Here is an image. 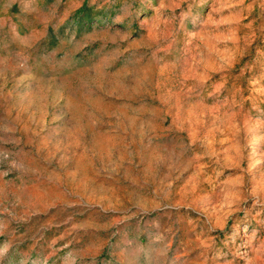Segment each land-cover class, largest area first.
<instances>
[{
  "label": "rangeland",
  "instance_id": "obj_1",
  "mask_svg": "<svg viewBox=\"0 0 264 264\" xmlns=\"http://www.w3.org/2000/svg\"><path fill=\"white\" fill-rule=\"evenodd\" d=\"M0 264H264V0H0Z\"/></svg>",
  "mask_w": 264,
  "mask_h": 264
},
{
  "label": "trees",
  "instance_id": "obj_2",
  "mask_svg": "<svg viewBox=\"0 0 264 264\" xmlns=\"http://www.w3.org/2000/svg\"><path fill=\"white\" fill-rule=\"evenodd\" d=\"M83 19V18H82Z\"/></svg>",
  "mask_w": 264,
  "mask_h": 264
}]
</instances>
